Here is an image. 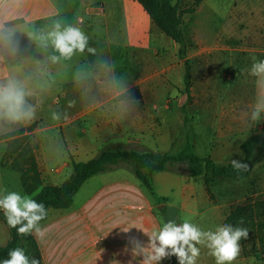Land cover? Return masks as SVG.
I'll use <instances>...</instances> for the list:
<instances>
[{"label": "crops", "instance_id": "1", "mask_svg": "<svg viewBox=\"0 0 264 264\" xmlns=\"http://www.w3.org/2000/svg\"><path fill=\"white\" fill-rule=\"evenodd\" d=\"M77 17L83 18L80 27L95 53L85 49L54 62L52 57L60 54L47 34L55 21L67 26L76 24ZM16 21L21 23L7 26ZM220 26L227 39L234 37L236 44L244 47L249 41L263 39L264 0H239ZM235 46L224 49L232 54ZM214 47L215 42H205L195 33L193 48L197 51L193 56H202ZM248 49H240L239 53L259 51ZM178 50V44L153 24L136 0H0V85L15 81L25 94L36 99L30 118L13 121L0 116V189L26 195L20 173L1 165L7 148L4 136L22 129L35 147L45 185H63L73 173L72 159L85 162L105 148L180 152L186 142H177L172 125L183 131L184 124H34L39 106L57 99L68 113L101 110L115 113L118 120L124 114L137 118L141 114L165 113L169 109L167 97L180 95L184 83L185 61L178 57ZM231 59L238 83L222 92L223 127L220 133L214 132L212 143L207 145L211 151L203 155L226 164L242 158L241 145L249 135H264V117L253 123L241 115L257 101L256 78L249 74L252 65L246 60L235 64L233 56ZM206 62L208 67L209 60ZM134 90L138 93L132 94ZM197 125L200 129L217 128V124ZM197 137H192L196 150ZM255 170L260 171L256 197L263 196L264 161ZM230 180L212 179L209 192L203 178L189 179L170 169L154 177L156 193L165 199L157 203L135 174L123 166L90 178L69 209L49 210L46 221L40 223L43 235H31L37 241L43 264H139L142 257L132 258L129 240L136 238L146 245L149 238L143 231L150 234L162 227L161 211L178 224L188 221L203 230L225 224L232 211ZM257 211L263 209L254 210L251 240L261 248L264 234L257 231ZM128 228V232L123 231ZM10 240V230L0 221V247ZM240 244L243 250L232 264H256L262 253L249 251L247 240ZM198 247L197 264H215L209 250ZM167 259L160 264H167Z\"/></svg>", "mask_w": 264, "mask_h": 264}, {"label": "trees", "instance_id": "2", "mask_svg": "<svg viewBox=\"0 0 264 264\" xmlns=\"http://www.w3.org/2000/svg\"><path fill=\"white\" fill-rule=\"evenodd\" d=\"M136 1L144 7L153 24L178 44V57L185 61L184 84L186 91H188L192 79V68L188 60V53L193 44L185 33L183 16L195 13L200 4L207 0H195L194 7L186 9H181L177 3H174V0ZM20 23V21H16L8 23L7 26ZM35 101L34 96L25 94L27 106L32 107ZM32 128L33 125L29 126L27 130L30 131ZM25 131V129H22L4 136L3 139L7 140V148L1 165L20 173L24 193L37 202L44 203L48 213L50 209H69L77 193L90 178L114 171L123 166L129 168L135 174L157 203H162L165 199L157 195L154 187V177L161 172L175 169L179 174L189 179L203 178L210 192L209 185L212 179H247L251 176L254 168L264 161V135H249L241 145L243 157L240 161L248 163L250 168L248 171L240 172L232 167L231 162L219 164L210 157L198 155L195 151V145L188 137L184 148L178 154L105 148L88 161L77 162L72 159L73 173L63 185L52 186L45 185L43 182L36 159L35 147L32 145L30 137L25 135ZM263 207L264 200L254 205L236 207L226 218L225 224H231L234 227H252L253 229L255 227L254 210H260ZM262 215L264 216V210ZM47 217L40 223L46 221ZM241 218L243 219L242 224L240 223ZM0 221L8 227L11 233V240L7 245L0 247V260L8 259L10 250L22 247L30 258H36L40 261V264H43L42 255L34 237L31 234L27 236L18 235L17 229L8 226L1 210ZM258 229L259 232H264V223L259 224ZM240 242H243V240ZM260 244L264 263V235L260 239ZM167 264H178L177 258L175 256L169 257Z\"/></svg>", "mask_w": 264, "mask_h": 264}, {"label": "rangeland", "instance_id": "3", "mask_svg": "<svg viewBox=\"0 0 264 264\" xmlns=\"http://www.w3.org/2000/svg\"><path fill=\"white\" fill-rule=\"evenodd\" d=\"M238 1L239 0H207L201 4L199 13L185 14L183 16L184 28L192 44L195 33L198 32L205 42H215V47L208 53L199 57L192 55L197 49L193 48V46L190 48L188 54V60L192 68L190 89L186 91L185 84L183 83L182 90L179 91L180 95L176 97H167L169 109L165 113L141 114L137 116V118L134 114H124L123 118L118 120L115 113H105L101 110L88 113H68L65 107L60 106L59 100L57 99L54 103L51 102L50 104H41V106H39V109L36 111L37 119L34 124H184L185 129L183 131L172 125L173 134L179 139L177 142L185 144L189 137L190 141L195 145V151L198 155H202V157L205 154L208 155V152L211 150L207 145L212 143L214 138L212 135H216L214 132L220 133L223 127V110L221 109L223 104L222 92L225 89L228 90L229 87L232 88L234 84L238 83V81L235 80L237 77L233 75L234 71H232V69H234V66L232 65L233 67H231V57L233 56L235 64H239L240 60H243V62L246 60L248 65H252L254 63L253 57H255L256 61L264 60V38L257 41H249L244 47L236 44L237 41H234V37L231 38V40L227 39L228 37H226L223 32L222 26H220V23L227 18V15ZM174 3H177L181 9H186L194 7L195 0H174ZM213 33L214 35L212 36ZM227 45H236L235 48L232 49L234 51L232 54L224 49V46ZM246 47L259 51L251 54L247 53L246 55H244V53H239L240 49ZM242 57L244 59H241ZM207 59L209 60L208 67V63L206 62ZM206 88H209L208 94L207 91H205ZM131 93L137 94L138 92L134 90ZM193 124L194 126L192 129ZM197 124H217V128L212 130L208 128L200 129ZM194 134L198 136L197 150L196 141L192 139ZM178 153L179 152H176V154ZM259 173L260 171L255 170L246 180L228 181L230 182L229 187L231 190L232 210L240 204H248L249 201L256 202L264 200V194L263 196L259 195L256 197V186H258L259 183ZM261 209L264 210V207ZM160 213L163 223L170 219L172 220L170 214L165 215L162 211ZM256 222H258V231V225L264 223L262 211H257ZM247 229L249 230V237L247 239L248 250L262 252L261 248L255 246L251 240L253 237L252 227H247ZM257 234L256 232V235ZM261 234H264V232L261 231ZM262 256L263 255L257 258L256 264H264Z\"/></svg>", "mask_w": 264, "mask_h": 264}, {"label": "clouds", "instance_id": "4", "mask_svg": "<svg viewBox=\"0 0 264 264\" xmlns=\"http://www.w3.org/2000/svg\"><path fill=\"white\" fill-rule=\"evenodd\" d=\"M83 23L82 17L76 18V24L67 26H63L60 20L55 21L52 31L47 34L54 49L60 54L59 57H52L54 62L61 57L69 59L76 52L83 53L85 49L89 53H95V48L89 47V37L80 27ZM253 60L249 74L256 78L257 101L250 110L249 108L242 110L241 115L253 123H258L264 117V60L256 61L255 57ZM32 114L31 107L26 105L25 92L19 83L9 81L6 85H0V116L19 121L30 118ZM231 165L238 172L248 171L250 168L248 163L240 160H231ZM0 193H3L0 194V210L9 227L17 229L18 235L21 236L43 235L40 221L48 215L44 203L16 191L9 192L6 188L0 189ZM240 223H243L242 218ZM130 229L123 231L128 232ZM143 232L149 238L146 245L136 238L129 240L132 258L142 257L139 264H160L163 259L172 256L177 258L178 264H197L200 256L198 246L209 250L215 264H232L242 250L240 241L249 237L247 228L234 227L231 224L219 225L215 230H203L194 223L184 221L178 224L171 219L163 223L157 231L150 234ZM128 250L126 247L125 251ZM8 257L0 260V264H40L38 259L30 258L22 247L10 250ZM115 262L119 264L118 261Z\"/></svg>", "mask_w": 264, "mask_h": 264}]
</instances>
